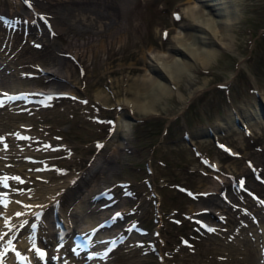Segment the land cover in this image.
<instances>
[{
	"label": "rangeland",
	"instance_id": "1",
	"mask_svg": "<svg viewBox=\"0 0 264 264\" xmlns=\"http://www.w3.org/2000/svg\"><path fill=\"white\" fill-rule=\"evenodd\" d=\"M19 1L0 0L1 18L11 20L18 10L20 14L26 15L21 9L17 10ZM217 1L77 0L75 7L92 8L94 3H99L105 5L106 10H102L119 16L121 34L126 37V44L119 49V55L134 51L140 45L143 49L141 61L148 60L150 54L158 56L161 53L186 59L187 56L169 47L177 37L196 33L197 29L187 26L185 18L192 7L204 8V12L212 10L209 16L218 20L225 17L232 20L227 29L228 39L224 40L228 44L226 47L219 46L217 42L212 44L215 53L206 64L188 59L192 63L190 69L184 68L180 72L171 68L175 79L165 81L172 94L160 97L156 89H150L149 100L153 103L149 106V113L118 104L122 96L130 97V92L126 90L120 89L119 98L113 99L108 78L117 74H101L102 55L97 59L89 54L76 58L71 52H66L62 59L68 69V76L50 79L61 82L60 91L70 92L73 98H51L25 111H20V106L0 107V174L9 172L20 176L15 180V185H5L7 191L4 196L8 200L4 202L5 205L0 204V218L7 206L13 204L14 207L15 203L33 198L39 202L45 196L57 198L64 190L70 192L76 204L82 196L81 191L86 192L92 184L85 183L88 180L84 179L92 166V159L112 153L115 145L122 142L120 144L123 147L115 161L109 163V182L99 185L101 188L108 185L105 187L108 191L97 188L92 197L96 192H102L103 196L97 200H85L83 208L85 211L88 207L99 206L101 209L103 203L114 198L115 205L112 203V206L104 207L109 212H118L119 216L111 226L115 228L122 225L125 228L133 224L142 226L146 232L140 234L134 228H128L129 233L136 237L135 240L131 244L125 240L108 253L105 259L107 264H264L261 255L264 246V207L254 204L255 208H246V205L240 207L239 200H255L235 186V182L242 178L245 185L264 198V184L253 177L248 166V163L254 166L264 177V120L260 115L262 120L256 121L257 125L252 123L246 126L236 117L232 126L225 124L226 127H221L228 116L234 117L235 112L243 113L252 109L258 103V96L264 102V0H226L222 5L217 4ZM64 5L61 7L65 8ZM33 6L40 10L47 5L33 3ZM25 10L30 12L31 5L27 3ZM108 13L101 15L102 21L108 22ZM1 18L0 35L11 42L13 40L12 52L8 56L17 66L20 65L17 70L21 75L16 77L18 85L28 90H46L43 86L48 83V78L42 68L43 62L55 61L57 58L51 47L47 46V39L43 43L39 38L34 39L40 34L39 22L42 17L37 18L36 26L30 32L19 23L4 24ZM130 21L139 28L136 35H129ZM45 25L47 30H53L51 24L45 22ZM86 37L85 33L75 31L54 36L61 46L70 41L75 42V39L85 40ZM94 40L90 38L91 42ZM106 40L109 38L106 37ZM82 47H74L73 50ZM64 49L69 50L67 47ZM64 49L61 48L62 51ZM128 62L125 57L123 63ZM143 67L140 72L131 73V80L129 78V82H125L122 87L133 89V80L150 75L164 79L147 65ZM1 73L3 71H0V76ZM0 86V90L7 87L1 82ZM97 92L108 94L109 102L97 100ZM117 117L122 118V128L115 131ZM13 132H20L28 138L17 139ZM111 139L112 143H107ZM225 147L233 154H228ZM26 157L34 159L30 161ZM44 172L50 177L39 175ZM12 179L11 176L7 177V181ZM118 181L127 184L121 186L117 184ZM184 188L190 192H185ZM222 190H225L230 200L226 204L231 213L223 219L220 217V229L198 232L196 217L202 211L201 206L207 198L219 197ZM54 208L56 217L65 229L58 208ZM54 208L44 210L41 230L44 228L57 235L58 231L64 230L54 225ZM248 209L260 210L262 218L258 215L259 218L252 220L245 214ZM72 217L78 218L75 215ZM236 233L239 235L235 240ZM22 237L17 240L21 245L17 243V247L21 249L29 245L25 233ZM23 241L27 245L21 243ZM55 243L53 239L44 245L51 249L50 257L54 255ZM228 257L232 260L223 262ZM71 260L74 264H84L82 260Z\"/></svg>",
	"mask_w": 264,
	"mask_h": 264
},
{
	"label": "bare ground",
	"instance_id": "2",
	"mask_svg": "<svg viewBox=\"0 0 264 264\" xmlns=\"http://www.w3.org/2000/svg\"><path fill=\"white\" fill-rule=\"evenodd\" d=\"M9 1H11V0H9ZM76 2H77V0H20L19 2H17V10H18V8L21 9L23 12H25L26 15L20 14L19 10H18V12L15 13L11 19L12 20L11 25H13V23H19L21 25V27H23V29L27 28V30L29 32L32 29H34V27L36 26L35 21L37 20V18L39 19L41 17L42 18L44 17L46 20H48L49 24H51V26L53 27L52 28L53 30H51V31H49L50 29L47 30V26L44 23L45 21L42 19L41 22H39V26L41 28L40 34H37V36L34 37V39L35 38L41 39L42 43H43V40L47 39V41H48L47 46L51 47L53 54L57 58L55 61H48L47 60L46 63L43 62V65H42V68L45 70V72H47L46 74H47V78H48V83L46 85H44L43 87L46 88V90H48V91L60 92L59 88H60V86L63 85L61 82H58L57 80L56 81L51 80L50 78H56L55 76H61V77L65 78V76H68V74H69L68 69L65 66V63L63 62V59H62V57L65 56L66 52H71L72 56L75 55L74 57H76V58H82L83 55L88 56V54H89V55L95 57V59H97L100 55H102L101 56L102 58L100 59V64L102 65V72L103 73H101V74H105V76L111 75V74H117L116 76H111L108 78L110 87L112 88L111 92L114 95L113 99L115 100V98L121 94L120 89L126 90L127 92H130V97L129 98H122L123 96L121 95L122 96L121 98L118 97L119 98L118 104H121L124 107H127L128 109H137V110H140L143 112L146 111L145 113H147L150 109L149 108L150 104L153 103V102L150 103V100H149L150 89H156L157 90L156 92L158 94H160V97H161V95L167 96L170 93L172 94V92H171L172 90L170 89V87L167 85V83L165 81V80L171 81V80L175 79L173 71L171 68H174V69L181 72L184 68H189L192 64L191 62L195 63V62L199 61L202 64H206L215 53V49L211 48L212 44H216V42H217V43H219V46H221V47H226V45L228 44L224 40L228 39L227 29H228L229 24L232 22V20L228 17L222 18V20H218L213 16H209L210 11H212V10H209L208 12H204L203 11L204 8L192 7L187 12V15L185 16V18H187V20H186V22L188 24L187 26H193L197 29V31H195L196 33H186L183 36L177 37L174 41V44H172V46L169 47L172 51L178 52L185 57L187 56L186 59H184L182 57L179 58L173 54L163 55L161 53V55H158V56L150 54L149 56H147L148 60L142 59L143 61H141L140 60L141 59L140 53L143 52V49H142V46H140V45L134 51H129L128 53L124 52L123 55L122 54L119 55L118 54L119 49L121 47L125 46V44H126V39H125L126 37H123L124 35L121 34V30H120L121 24H119L120 23L119 22L120 19L118 18L119 16L111 15L110 12L108 13V11H105L106 10L104 7L105 5H99V3H97V4L94 3L92 8H96V9H92V8H84V7H80V8L75 7ZM225 2H226V0H218L217 4L222 5ZM27 3L30 4L32 7V10L30 12H27V10H25ZM33 3H39L40 5L46 4L47 6L45 8H42V9L40 8V10H36L35 7H37V6L35 5V7H34ZM62 4H65L66 7L62 8L61 7ZM102 9H105V10H102ZM91 13L96 14V16H94ZM107 13H108V15L106 17L109 18L108 22H107V20L102 21L101 15H105ZM87 14H88V17H86ZM7 15H9V14H7ZM0 18H1V16H0ZM4 18L5 17L1 18L3 21H5L4 24H7V22L9 23L10 19L7 18L8 20H5ZM136 25L132 21L129 22V35L130 36H132L133 34H135V35L137 34V29H139V28L138 27L136 28L135 27ZM70 28H72V29H70ZM69 31H73V32L75 31L78 33H85L87 35V37L85 40H79L78 41V39H75V42L70 41L68 44H66L64 46L59 45L57 43V40H56L57 38L55 39L54 36H57L63 32L69 33ZM48 37H52L51 40L48 39ZM106 37L109 38V40H106ZM90 38L91 39L95 38V40L93 42H91ZM12 46H13V40L11 42L10 39L7 40L6 38H4L0 35V71L1 72L3 71V73H1L2 75L0 76V82H1V84H5L7 86L6 88L2 87L3 89L18 91V90H21L24 88L20 87L21 85L20 86L18 85L17 78H16V77H19V75H21L20 71L17 70V68L19 69L20 65L17 66L16 63H13V59H11V57L8 56V53L12 52ZM78 46L79 47L83 46L82 47L83 49H77L76 51H74L73 50L74 47H78ZM65 47L69 48V50H65L64 49ZM26 48H28V47H26ZM61 48L64 49V51H62ZM42 49H44V48H42ZM58 57H61V58L58 59ZM125 57L128 58V60H129V62L127 64L123 63ZM155 59L158 60V62ZM188 59L191 60V62ZM79 60H81V59H79ZM119 60H121V61H119ZM114 62H118V64L114 63ZM115 64H117V66H115ZM144 64L147 65L152 70L157 71V73H159L161 75V77L164 79L161 80L160 77L158 78L155 75H150V76H146V77L141 78V79L136 78L135 80H133L131 82V84H133V87H132L133 89H131L130 87H124V86L122 87V85H124V83L129 80L131 73L140 72L141 70H143ZM39 65H41V64H39ZM86 66L87 65H85V67ZM13 73H15V74H13ZM16 75H18V76H16ZM132 75H131V77H132ZM106 80H107V78H106ZM130 80H131V78H130ZM106 85H107V83H106ZM98 86H99V84H98ZM101 87H102V85H101ZM116 87H118V88H116ZM40 90H42V89H40ZM110 93H109V95H110ZM126 95H129V94H126ZM126 95H124V96H126ZM109 97H108V94H106V93H98L97 92V94H95V98L97 100L101 101L102 103L109 102V101H107L109 99ZM106 107H107V105H106ZM150 111H151V109H150ZM260 115H261L260 110H259L258 104L256 103V104H254L252 109L248 110L247 112H245V111L243 113L241 111L238 113L235 112V114H233L234 117H232V115L228 116V118L226 119V122L221 124V127H226V125L232 126L234 124L233 120H235L236 117L239 120H241V123L243 122L244 124H246V126L249 124L252 125V123H254V125H257L256 123L260 122L262 120ZM248 116H250V118H248ZM114 128H115V131L121 130L122 118L117 117L116 125ZM249 128H250V126H249ZM112 140L113 139L107 141V143H112ZM120 143H122V142H119L115 145V148L112 151V153H110V154L108 153L106 155L99 156V157L95 156L92 159V166H91V168H89L87 170L86 178H84L85 180H88V182L85 181V183L90 184V182H91L92 184H90V186L88 187V190H86V192L84 190L81 191L82 196L79 198L80 201H78L76 204L74 203L75 198L70 196V192L67 190L66 191L64 190V193L59 194V196L57 198L50 199V198H45L46 197L45 196L39 202L33 198L35 201H32L33 199L29 200V201L25 200L23 203H15L14 207L12 204L11 206H7L6 210L3 209L1 212L2 218H0V237H1L0 238V240H1L0 241V247L2 245H5V244L7 246V243L9 242V237L12 233L13 234L15 233L17 235L16 239L14 240L15 245L13 247L16 248L18 246L19 243L17 242V240L20 239L22 237V234H24V233H25V236H27V233L29 232V228H30L29 224H30L31 220L36 219L32 216V212H34V210H36V209H44L45 211H48L49 207H50V209L54 208V206L57 207L58 208L57 210L61 214L62 220L64 221V225H65L64 236L60 237L59 235H62L61 233H63V232L58 231V234L55 235V234H53V232H47L46 230H44V228L41 230V227L43 224L40 221V227L38 228L40 230H39V233H37V234H39V238L37 239V242L34 243L37 248L38 247H44V245H46L48 243V241H51L53 239H57L55 237L64 238L66 235H70V237H71V235L75 232H81L84 230H88L90 227L97 224L99 221H101L106 216L107 217L111 216L113 218V220L116 221L118 218V212L117 211H110L109 212L104 207H102L103 209L102 208L100 209L99 206H97L96 208L88 207L87 211H85V208H83V202L85 200H92V198H93L92 193H93V191L97 190V188L100 189V191H102V190L108 191V189L105 188L108 185H105V187H103V188L99 187V185L101 183L109 182L108 176H107V174H109V172H110L109 163L112 161H115V157H116L117 153L119 152L120 148L123 147L122 144H120ZM9 146H10V144H9ZM111 146H113V145H111ZM261 147H263V146H261ZM0 172H1V170H0ZM39 175L43 176L44 178H47L49 176V175L47 176V172L41 173ZM52 177H54V176H52ZM3 182H5V185L6 184L8 185V182H10V181H7V177H6L5 179L4 178L0 179V183H3ZM5 185L0 186V190L3 191L2 192L3 196H4V193H6V191H7L5 189ZM217 185H218V183L216 184V186ZM52 200H53V202H51ZM31 202H32V204H31ZM26 203L28 204V206ZM239 203L238 204L240 205V207L246 205V208H255L254 205H261L260 203H257L256 201H252V200L247 199V198H245L244 200H241V201L239 200ZM30 204L32 205L31 208H29ZM71 204H75V205L68 208V206ZM113 204L115 205L116 203H113ZM113 204H111L109 206H112ZM200 209H202V212H200V213L198 212L197 218H199V217L202 218V216H203V217H206L207 219H210V220L213 219V222H211V221L210 222L212 224H217V225H219L218 220H220V217L221 218L225 217L231 213L230 207L228 206V204H226V201L224 199H222V198L220 199V196L219 197H217V196L211 197L209 199L207 198L205 201V204L202 205ZM205 210L207 212H205ZM248 210L249 211L246 212L245 214H246V216H249L252 220L254 218H259L258 215H260L262 218V214H261L260 210H258V211H254V209H248ZM18 211H20V212H18ZM107 212H109V213H107ZM245 214H243V218H244ZM65 215L67 216L68 219L64 218ZM72 215H75L78 218H73ZM70 216L72 218H69ZM213 216H214V218H213ZM222 219L220 221H222ZM25 220H26V224L18 229V225H20V223H22ZM249 221H250V219H249ZM111 227L113 229L110 228L112 230H111V232H108V233L115 234V233L123 232L122 225L115 226V228H114V226H111ZM219 229H220V227H219ZM3 231H5L6 233H2ZM44 232H45V234H44ZM229 232H230V230H229ZM229 232H228V234H229ZM125 234L126 233H124V235ZM237 234L238 233H236V235H234L235 240L238 239L237 236L239 234L238 235ZM107 235L108 234H104V233L100 232L98 234V237H103V236H107ZM43 237H45V238L42 239ZM225 237H227V236H225ZM135 238L136 237L134 236V234H129L128 237L125 238V240L127 242L130 241V244H131V242H133L135 240ZM223 241H225V239H223ZM21 243H24V241ZM24 244L27 245V243H24ZM102 246H104V245H102ZM61 252H63V251H61ZM261 252H262V254L264 253L262 250H261ZM0 254H6L4 256L5 264H14V262L12 261L11 256H10L11 249L4 251L0 248ZM227 260L231 261L232 259L230 257H228L223 262H225ZM130 264H132V263H130Z\"/></svg>",
	"mask_w": 264,
	"mask_h": 264
},
{
	"label": "water",
	"instance_id": "3",
	"mask_svg": "<svg viewBox=\"0 0 264 264\" xmlns=\"http://www.w3.org/2000/svg\"><path fill=\"white\" fill-rule=\"evenodd\" d=\"M257 102H258L257 104H258V107L260 110L261 117L264 120V102H263L262 98H260L259 96L257 97Z\"/></svg>",
	"mask_w": 264,
	"mask_h": 264
}]
</instances>
